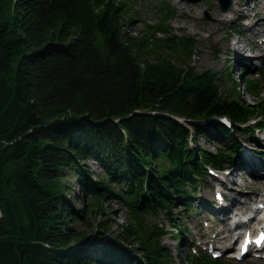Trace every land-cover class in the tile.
Wrapping results in <instances>:
<instances>
[{
	"label": "trees",
	"instance_id": "obj_1",
	"mask_svg": "<svg viewBox=\"0 0 264 264\" xmlns=\"http://www.w3.org/2000/svg\"><path fill=\"white\" fill-rule=\"evenodd\" d=\"M132 5L0 0V264H170L167 230L144 219L163 212L186 235L172 209L241 161L235 135L261 147L260 80L223 94L222 74L191 64L197 40L173 33L167 5L138 36ZM199 137L231 142L213 151ZM112 200L130 217L116 230Z\"/></svg>",
	"mask_w": 264,
	"mask_h": 264
},
{
	"label": "rangeland",
	"instance_id": "obj_2",
	"mask_svg": "<svg viewBox=\"0 0 264 264\" xmlns=\"http://www.w3.org/2000/svg\"><path fill=\"white\" fill-rule=\"evenodd\" d=\"M131 1L133 2L131 7L133 15L132 21L126 27L128 32L138 36L144 30L146 23L153 24L159 20L161 5H167L171 9V13L168 12L170 17H168L167 23L173 33L192 36L197 40L196 50L190 59L196 70L201 72L210 69L222 74L220 90L225 95H229V91L234 86V81L239 82L241 86L244 80L259 79L260 93L257 100L264 102V79L261 77L264 71V54L263 52L261 54L255 53L253 48H249L250 44L243 46L248 41L243 34L246 31L243 26L249 20H242L240 24H237L238 14L233 13L235 4L231 2L228 11L222 12L217 0H180L181 4L179 3L178 6L176 4L179 0H175L176 3L171 0ZM240 1L244 3L248 0ZM248 2L249 7H254L253 1ZM243 12L246 14L247 10L244 11L243 9ZM182 14H187V16ZM258 15L257 13L256 16ZM251 18L257 19L254 16ZM208 23L210 28H207ZM238 40L241 42L239 41L236 49H234L231 43ZM240 52L245 53V57L242 59L238 58L237 53L240 54ZM239 90L245 100L253 102L254 98L247 95L243 87H240ZM261 119L264 122V113L261 115ZM235 136L243 145H241L240 150L241 161L233 168L216 172L212 177H208V184L199 187L198 193L191 198L192 205L189 210H186L182 204H178L172 209V215L176 220L173 224H179L182 228H186L188 230L186 235L182 234L180 229L175 230L176 227L167 220L163 212L149 215L144 219V228L151 224H157L167 230L161 243L170 251L172 259L170 264H189L188 256L190 255L196 257L208 255L211 258L219 259L222 264H264V258L253 253L239 259L234 258L233 256L237 252L235 246L222 254L220 251L215 252L216 247L206 248L207 245L201 243V241L208 239L203 238V232L213 236L222 227L220 222L223 219V213H218L215 209L221 205L219 202L222 200L219 199L224 198L227 201L229 197L237 196L244 200L246 195H252L253 199L249 202V207L253 209L255 206L259 207L264 204V196L262 197L264 186L257 182L260 179L264 181L261 178L264 176V157L258 154V152L264 151V128L257 130L256 137L254 136L261 147H255L252 142H248V136L245 134L238 133ZM230 142L231 140L227 137H219L216 141L199 137L197 144L201 148L214 151L218 145L229 144ZM250 159L256 162L257 168L254 169L250 165ZM88 164L92 170L101 173L94 161L88 160ZM259 166L261 168H258ZM68 181L74 182L75 175L72 174ZM121 187L122 184L120 183L115 185L117 189ZM219 188L221 192L218 190ZM216 192H220L221 195L218 196ZM259 200L263 201L259 202ZM77 205L80 207L81 202H77ZM111 205L113 209L109 218H113L112 228L116 230L118 225L127 224L130 217L127 210L117 200H112ZM249 214L250 210L245 215L241 214V218L244 220ZM260 215L262 214H259L257 218ZM98 218L101 219L103 216ZM73 224L79 229L84 227L83 223L74 222ZM217 243L219 245L220 243L225 244V242ZM219 250L222 251V249Z\"/></svg>",
	"mask_w": 264,
	"mask_h": 264
},
{
	"label": "bare ground",
	"instance_id": "obj_3",
	"mask_svg": "<svg viewBox=\"0 0 264 264\" xmlns=\"http://www.w3.org/2000/svg\"><path fill=\"white\" fill-rule=\"evenodd\" d=\"M171 1L175 2V0H171ZM248 1H253V3H255L254 7H251V6L249 7ZM248 1L242 3L240 0H232V3L236 5L233 13L234 14L236 13V15L238 14L237 24H240L242 20H249V22L243 26L246 29V31H244L243 34L245 38L248 40L244 43L243 46H245L246 44H250L249 48L250 49L253 48L255 53L261 54V52H263L264 54V23H263L264 0H248ZM179 3L181 4L180 0L178 4L176 5L178 6ZM243 9L244 11L247 10L246 14L243 12ZM257 13L259 14L258 16H256ZM182 15L187 16V14H182ZM252 16H254V18H257V19H252L251 18ZM207 28H210L209 23L207 25ZM239 41L241 42V40H238L237 42L232 41L231 44L234 49H236ZM237 54H238L239 59H242L245 57L244 56L245 53L243 54L240 52V54L239 53ZM249 161H250V165L254 169L257 168V165H255L256 164L255 161L251 159ZM258 168H261V166H259ZM261 178L264 179V176ZM257 182L260 185L264 186L263 180L260 179ZM218 190L221 192L220 188ZM220 192H216L218 196L221 195ZM263 196L264 195H262V197ZM252 199H253L252 195H246L244 197V200L237 196L229 197L227 201L224 198L219 199V200H222L221 202H219L221 205L218 207L215 206L216 207L215 209L218 213H221V214L223 213V219L220 222L222 227L221 229L216 231V234H214L213 236L208 235L207 232H203L202 233L203 238H208V239L201 241V243L207 245L206 248L216 247L215 252L220 251L222 254L224 251H227L233 248V246H235V243L237 242L238 243L240 242L238 245L237 252L243 244H247L248 247H250V245H252L251 236L252 238H255L260 233H264V220H263L264 204L260 205L259 207L255 206V208L252 209V207H249L248 205ZM260 201H263V200H259V202ZM249 210H250V214L247 216L246 219L244 218L243 220V218H241V214L245 215L247 214ZM259 214H262V215H260V217L257 218ZM246 238L249 239V242H246ZM217 242H225V244L220 243L219 245ZM219 249H222V251ZM237 252H235L233 256L234 258H237L239 256V253ZM251 253H253L254 255L258 257H262L261 250L259 249L256 250L253 248Z\"/></svg>",
	"mask_w": 264,
	"mask_h": 264
},
{
	"label": "water",
	"instance_id": "obj_4",
	"mask_svg": "<svg viewBox=\"0 0 264 264\" xmlns=\"http://www.w3.org/2000/svg\"><path fill=\"white\" fill-rule=\"evenodd\" d=\"M222 12L228 11L232 0H217Z\"/></svg>",
	"mask_w": 264,
	"mask_h": 264
}]
</instances>
